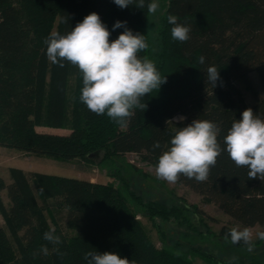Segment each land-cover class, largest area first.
<instances>
[{
    "label": "trees",
    "instance_id": "16d2710c",
    "mask_svg": "<svg viewBox=\"0 0 264 264\" xmlns=\"http://www.w3.org/2000/svg\"><path fill=\"white\" fill-rule=\"evenodd\" d=\"M136 2L120 8L113 0H0V146L105 166L135 153L156 167L175 131L194 119L216 122L221 129L218 141L226 149L223 138L245 109L252 108L264 118V97L257 96L251 78L256 71L264 86V0H162L164 13L153 38L147 8L152 0H144L143 9ZM93 11L110 30V41L125 30H113L117 20L126 21L134 33L144 34L148 48L138 55L154 61L167 79L160 89L141 98L147 107L135 109L124 127L106 114L91 112L80 100L83 76L76 66L65 61L59 67L47 58L45 39L53 31L66 34ZM169 15L190 28L187 42L172 38ZM209 66L220 73L215 87L207 83ZM237 80L255 96L251 106L241 98ZM178 115L186 119L173 120ZM39 127L69 132L49 133ZM157 141L161 146L154 148ZM247 172L225 150L205 182L183 175L177 181L205 195L244 226L258 225V232L264 231V181L248 179ZM9 173L10 182L0 174L4 219L0 264H87L84 254L89 251L116 252L130 264H202L188 253L156 245L138 211L128 203L126 190L138 195L126 181H122L125 190L113 182L26 172L15 166ZM3 190L10 206L3 200ZM141 203L151 218L167 221L174 217L191 224L183 210L190 211L187 207L153 200ZM231 228L224 224L215 235L224 238ZM50 230L61 238V244L43 238ZM237 245L247 247L243 242ZM41 246L48 248L47 255ZM202 255L222 264L210 253ZM251 262L264 264L255 256Z\"/></svg>",
    "mask_w": 264,
    "mask_h": 264
},
{
    "label": "clouds",
    "instance_id": "9594fccd",
    "mask_svg": "<svg viewBox=\"0 0 264 264\" xmlns=\"http://www.w3.org/2000/svg\"><path fill=\"white\" fill-rule=\"evenodd\" d=\"M113 2L120 8L133 4V0ZM135 5L143 9L144 0H137ZM147 8L149 13H155L159 4L152 0ZM168 23L173 25L171 35L174 40L187 42L190 39V28L179 23L175 15H169ZM117 28L125 30L110 41V30L100 14L93 11L66 34L53 31L44 43L51 63L64 67L66 61L82 73L80 100L87 108L97 115L106 114L124 127L135 114V109L147 107V104L141 103V98L160 89L167 79L161 76L154 61L138 55L148 48L144 34L134 33L127 27L126 21L117 20L113 30ZM199 61L201 64L205 63V57L201 56ZM206 72L207 83L215 87L220 80L219 70L215 66H209ZM185 119L184 116L173 118L177 122ZM220 131L216 122L199 118L178 128L171 138L170 147L159 157L156 177L175 183L183 175L197 182H205L211 168L216 165L217 158L226 150L237 167L248 169V179L259 178L264 181V118L256 115L252 108L245 109L242 118L233 121L223 138L226 149L218 141ZM160 146L159 141L153 145L154 148ZM229 236L232 244L243 242L247 245V251H254L253 231L250 227H233L225 234L224 239L227 241ZM256 236L264 241V231L257 232ZM43 238L55 245L62 243L54 230L45 232ZM40 251L48 254L46 246H41ZM56 251L63 255L59 248ZM84 259L87 264H130L127 257L111 251H89L84 254Z\"/></svg>",
    "mask_w": 264,
    "mask_h": 264
},
{
    "label": "rangeland",
    "instance_id": "374dc122",
    "mask_svg": "<svg viewBox=\"0 0 264 264\" xmlns=\"http://www.w3.org/2000/svg\"><path fill=\"white\" fill-rule=\"evenodd\" d=\"M156 2L159 4V8L155 13H150L148 21L149 33L152 38L156 35L160 17L164 13L162 0H156ZM251 78L257 96L264 97V86L258 73L256 71L252 72ZM235 84L246 104L248 106L254 104L256 98L246 88L245 83L237 80ZM38 130L60 134L69 132L68 129L50 127H39ZM4 148L3 151L6 153H18L19 155L12 158L9 156L0 158V173L2 176L8 174L9 165L18 166L19 163L27 162L28 165H32L31 169L37 171L70 177H82L98 182H113L125 190L126 188L122 186V181H126L129 189L138 195V197L129 195L131 192L126 190L127 193L129 192L128 203L138 211V217L158 247L167 246V248L176 252L188 253L195 261L202 264H214L209 261L207 256L202 255L203 252L210 253L213 257L220 260L219 262L222 264L228 263H223V258L239 261L242 264H255L251 262L254 256L264 260V241H259L256 236L260 226L250 227L253 231V244L255 246L253 252L247 251L245 246L232 244L230 241L215 235L224 224L240 229L246 226L225 213L217 204L210 201L205 195L193 190L190 186L179 181L169 183L158 179L155 174L156 167L143 161L135 153H128L125 157L116 158L111 164L105 166L89 163L80 158H55L36 153H31V155L24 158L25 151L16 148ZM129 164L133 167L129 166ZM4 197L8 206H10L9 198L5 193ZM149 200L163 202L169 207L173 205L187 207L190 211L186 210V208L183 210L191 224L181 223L174 217L167 221L160 217L151 218L148 214H145L146 212L141 203V201ZM195 208L198 209L197 212ZM3 220L0 216V224L4 222ZM61 224L67 231L65 219L61 220ZM193 248L203 252L195 251ZM233 257L236 259L232 260Z\"/></svg>",
    "mask_w": 264,
    "mask_h": 264
},
{
    "label": "crops",
    "instance_id": "0c3cea01",
    "mask_svg": "<svg viewBox=\"0 0 264 264\" xmlns=\"http://www.w3.org/2000/svg\"><path fill=\"white\" fill-rule=\"evenodd\" d=\"M5 148H4V146H0V158H4L5 156H9L10 158H12V157H14V156H16V155H19L18 153H6V152H4L3 150H4ZM25 154L23 155V156H25L24 158H26L28 155H31V152H24ZM27 161V160H26ZM25 165H26V167H25ZM29 166V167H28ZM31 164L30 165H28L27 164V162H24V163H19V165L18 166H15V167H20V168H22L24 171H26V172H29V171H37V170H34V169H31ZM10 167H12L11 165H9V168ZM38 172H43V171H38ZM44 173H46V172H44ZM1 174V173H0ZM3 177L5 178V180L7 181V182H10V174H9V169H8V174L6 175H3ZM4 193L7 195V191L6 190H3L2 192H1V195H2V197H3V200H4V202H5V204L8 206V203L5 201V197H4ZM7 197H8V195H7ZM9 198V197H8ZM8 201H10V199L8 200ZM1 216V215H0ZM2 217V216H1ZM4 221V220H3ZM1 225H4V222L3 223H1L0 224V226Z\"/></svg>",
    "mask_w": 264,
    "mask_h": 264
}]
</instances>
